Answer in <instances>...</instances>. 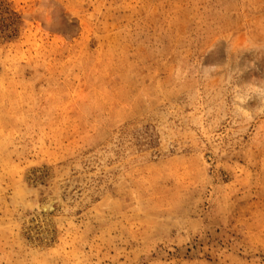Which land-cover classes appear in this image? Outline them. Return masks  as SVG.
Instances as JSON below:
<instances>
[{
  "label": "rangeland",
  "instance_id": "1",
  "mask_svg": "<svg viewBox=\"0 0 264 264\" xmlns=\"http://www.w3.org/2000/svg\"><path fill=\"white\" fill-rule=\"evenodd\" d=\"M0 264H264V0H0Z\"/></svg>",
  "mask_w": 264,
  "mask_h": 264
},
{
  "label": "bare ground",
  "instance_id": "2",
  "mask_svg": "<svg viewBox=\"0 0 264 264\" xmlns=\"http://www.w3.org/2000/svg\"><path fill=\"white\" fill-rule=\"evenodd\" d=\"M58 205V201L52 200L47 205H44V208L47 210H53Z\"/></svg>",
  "mask_w": 264,
  "mask_h": 264
}]
</instances>
